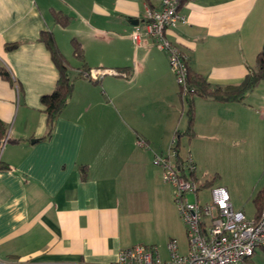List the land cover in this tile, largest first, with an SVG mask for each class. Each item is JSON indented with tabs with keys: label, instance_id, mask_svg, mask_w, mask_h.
Returning a JSON list of instances; mask_svg holds the SVG:
<instances>
[{
	"label": "crops",
	"instance_id": "1",
	"mask_svg": "<svg viewBox=\"0 0 264 264\" xmlns=\"http://www.w3.org/2000/svg\"><path fill=\"white\" fill-rule=\"evenodd\" d=\"M160 3L0 0V66L11 78L0 77V264H115L121 250L150 243L152 225L181 227L155 154L175 137L178 156L187 152L194 163L196 143L224 142L264 124L263 81L242 102L194 96L186 134L187 104L167 56L143 33L146 10ZM179 12L185 22L165 35L187 67L211 88L238 85L264 45V0H184ZM136 27L138 46L130 38ZM42 32L52 34L73 81L50 131L40 99L59 75ZM7 44L17 46L8 51ZM86 70L103 74L89 79ZM258 252L264 249L253 264Z\"/></svg>",
	"mask_w": 264,
	"mask_h": 264
},
{
	"label": "built area",
	"instance_id": "2",
	"mask_svg": "<svg viewBox=\"0 0 264 264\" xmlns=\"http://www.w3.org/2000/svg\"><path fill=\"white\" fill-rule=\"evenodd\" d=\"M182 1L161 0L159 9L146 10L143 33L166 54L170 71L184 97L194 91L187 83V61L181 50L165 35L166 30L185 22L179 12ZM141 34L138 27L131 33L135 46L141 44ZM110 73L120 75L117 71ZM102 74L101 71H90L84 76L96 79ZM136 144L148 148L141 138L136 140ZM176 144L174 137L165 154L154 155L152 164L161 170L164 182L173 190L174 203L186 231V252L180 253L177 240L169 239L166 260H162L156 248L135 245L121 250L115 264H253L251 260L255 252L264 249V207L254 218L247 219L233 209L230 195L224 187L211 188L208 199L201 202L200 186L191 178L195 165L190 156H178ZM188 194L194 195V202L187 200Z\"/></svg>",
	"mask_w": 264,
	"mask_h": 264
},
{
	"label": "rangeland",
	"instance_id": "3",
	"mask_svg": "<svg viewBox=\"0 0 264 264\" xmlns=\"http://www.w3.org/2000/svg\"><path fill=\"white\" fill-rule=\"evenodd\" d=\"M186 142V139L182 140L185 145L184 155L187 150ZM195 148L191 155L195 165V182L200 186L198 194L201 202L208 199L211 188L226 187L233 209L241 212L247 219L254 218L256 207L253 199L260 189L258 181L262 178L264 180V124L246 127L240 137L208 145L196 143ZM187 156L186 152L185 157ZM186 198L189 202L195 200L193 194H188ZM175 232L157 230L155 225H152L150 243L143 245L156 248L162 260H166L167 242L169 239H175L180 253H185L187 238L183 223ZM253 259L256 264H264L263 253H256Z\"/></svg>",
	"mask_w": 264,
	"mask_h": 264
},
{
	"label": "trees",
	"instance_id": "4",
	"mask_svg": "<svg viewBox=\"0 0 264 264\" xmlns=\"http://www.w3.org/2000/svg\"><path fill=\"white\" fill-rule=\"evenodd\" d=\"M184 1V0H183ZM182 1V2H183ZM56 22L64 26V18L57 17ZM39 41L42 42L45 48L48 50L51 60L58 71V79L55 88L50 94L44 95L40 99V103L44 108V112L47 118V125L49 131L52 128V124L55 118L62 112L68 99L70 98L73 90V81L68 78L67 75V64L65 58L60 53L54 38L49 32H42L39 36ZM16 44H7L6 49L8 51L14 50ZM73 54L76 59L82 60L83 54L79 43L74 41L72 43ZM86 70L82 72L88 73ZM124 73V72H123ZM0 77L10 81V75L7 70L0 66ZM264 81V45L258 52L255 60V66L250 69L245 76V78L235 86L227 87H210L204 78L194 74L189 67L187 68V83L190 88H193V93H188L182 97L183 101L187 104L186 117H187V127L186 134L190 135L192 132L193 124V108H192V98L196 95L201 97L212 98L218 102L228 103V102H242L247 94L256 89L259 84ZM6 128L2 122H0V143L5 138ZM178 148V143L176 144V150ZM191 178L196 181L195 172L191 173ZM254 205L256 207V215L260 213L264 207V189L260 190L253 199Z\"/></svg>",
	"mask_w": 264,
	"mask_h": 264
}]
</instances>
